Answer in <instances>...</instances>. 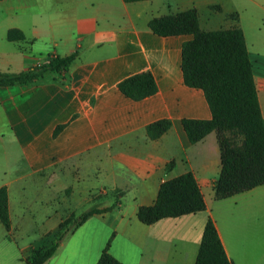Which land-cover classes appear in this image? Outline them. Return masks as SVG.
<instances>
[{
    "label": "crops",
    "instance_id": "crops-1",
    "mask_svg": "<svg viewBox=\"0 0 264 264\" xmlns=\"http://www.w3.org/2000/svg\"><path fill=\"white\" fill-rule=\"evenodd\" d=\"M191 8L204 31L243 30L264 119V0H0V72L78 52L66 75L50 71L33 83L0 86V188H8L11 217L10 232L0 221V264H21L33 248L49 246L47 235L81 204L116 193L115 212L91 216L45 264H96L113 230L109 251L122 264H195L209 217L233 264H264V185L215 199L217 134L192 144L183 126L213 116L204 91L184 80L183 45L193 35L164 37L149 27L155 17ZM12 29L25 38L9 40ZM145 72L155 94L134 100L119 89ZM161 120L171 128L152 139L147 127ZM187 172L206 210L141 223L139 207ZM114 214L116 225L106 220Z\"/></svg>",
    "mask_w": 264,
    "mask_h": 264
},
{
    "label": "trees",
    "instance_id": "trees-1",
    "mask_svg": "<svg viewBox=\"0 0 264 264\" xmlns=\"http://www.w3.org/2000/svg\"><path fill=\"white\" fill-rule=\"evenodd\" d=\"M2 1V0H1ZM127 3L147 0H124ZM149 27L159 36L193 35L183 45L182 71L185 83L202 89L212 111L208 121L186 119L184 129L192 144L216 132L221 151V173L214 184L215 199L222 200L264 185V119L255 86L252 65L245 35L240 27L204 31L196 8L175 14L155 17ZM16 29L8 32V39L23 40ZM78 56H50L41 65L20 73L0 72V86L29 84L47 72L66 75ZM119 89L134 100H141L157 92L153 75L149 72L130 76L120 82ZM171 122L161 120L147 127L152 139L160 138L171 128ZM60 128L57 129V133ZM206 201L192 172L163 182L152 205L140 206L137 217L144 225H153L167 218H179L206 210ZM113 207L93 206L80 216L63 220L49 246L33 248L21 258V264H45L57 252L63 240L81 227L91 216L109 212ZM0 221L11 231L8 188H0ZM69 225H72L69 227ZM68 226V227H67ZM113 233L96 264H122L110 253ZM195 264H233L221 241L216 223L209 217L204 229Z\"/></svg>",
    "mask_w": 264,
    "mask_h": 264
},
{
    "label": "rangeland",
    "instance_id": "rangeland-1",
    "mask_svg": "<svg viewBox=\"0 0 264 264\" xmlns=\"http://www.w3.org/2000/svg\"><path fill=\"white\" fill-rule=\"evenodd\" d=\"M213 9H215V10H219V7H217V6H213L212 7ZM170 167V166H169ZM69 193V192H68ZM116 196H117V193L115 194ZM116 196H109V197H107V198H101V199H99L96 203H98V204H100V203H109V204H111V206L110 207H113V209L111 210V211H109L110 213H114L115 211H113L115 208H116V206L118 205V202H117V200H118V198L116 197ZM95 203V204H96ZM95 204H93V206H96ZM82 205V207H80L79 208V210H77V212L75 213L74 212V214H72V216L74 215L75 217H78V216H80L83 212H85V211H87L88 209H90L91 207H93V206H91V205H88V204H81ZM70 217H71V215H70ZM115 217V214L112 216V218H110V219H106L107 221H109L111 224H113V225H116V223H118V221H119V219H116V218H114ZM67 218H69L68 216H67ZM66 219V218H65ZM65 219H63V220H65ZM72 225H69V227H71ZM68 227V226H67ZM72 228V227H71ZM119 231H120V229H118ZM117 230V231H118ZM113 233H115L116 235H117V232L116 231H111L110 232V236H109V239H110V237L112 236V234ZM119 235V234H118ZM116 237V236H115ZM118 237V236H117ZM109 239H108V241H109ZM115 239V238H114ZM114 239H113V241H114ZM107 241V242H108ZM107 245V244H106ZM105 245V246H106ZM105 248V247H104Z\"/></svg>",
    "mask_w": 264,
    "mask_h": 264
}]
</instances>
